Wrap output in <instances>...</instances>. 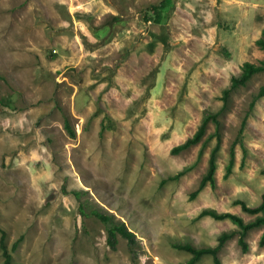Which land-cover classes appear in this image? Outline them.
<instances>
[{
  "label": "rangeland",
  "instance_id": "1",
  "mask_svg": "<svg viewBox=\"0 0 264 264\" xmlns=\"http://www.w3.org/2000/svg\"><path fill=\"white\" fill-rule=\"evenodd\" d=\"M262 27L264 0H0V233L12 259L184 264L189 253L173 242L214 245L235 228L198 217L201 208L251 218L231 199L253 204L264 190V94L249 105L264 69L225 103L221 94L243 61L264 58L255 43ZM219 108L215 184L190 196L213 122L196 143L170 148ZM90 207L122 220L135 240L118 235L111 248ZM263 229L246 231V251L233 233L219 264H264ZM194 264L215 263L202 254Z\"/></svg>",
  "mask_w": 264,
  "mask_h": 264
},
{
  "label": "trees",
  "instance_id": "2",
  "mask_svg": "<svg viewBox=\"0 0 264 264\" xmlns=\"http://www.w3.org/2000/svg\"><path fill=\"white\" fill-rule=\"evenodd\" d=\"M162 3V2H161ZM152 8H157L159 6L152 4ZM255 43L262 49H264V27L261 28L260 35L255 39ZM264 69V58L260 59L258 62L251 61H243L240 64V70L238 73L232 74L229 78L228 85L222 89L221 98L223 99V103L226 101L227 94L229 90L232 88L245 84L246 80L256 71ZM264 94V81L258 87L257 91L252 95V99L250 102V106L253 105L255 100ZM222 103V105H223ZM220 108L215 111H205L193 133L186 137L183 141L173 145L170 148L172 153H176L194 143L199 141L201 136L203 135L206 125L209 121L214 124V131L210 134V136L214 137V143L210 147L206 160V167L201 174L197 187L190 192V196H193L203 185L206 183L210 186H214V171L216 168V155L219 148L220 142V134H219V119L217 117ZM63 125L67 132L70 135H73V130L71 128L70 122L67 116H64ZM243 126V120L240 123L239 130H241ZM201 150L198 151V156ZM197 156V157H198ZM234 152L231 147L228 154V159L224 165L223 177H226L231 171L233 166ZM192 164H188L179 169L173 176L170 177H178L182 173H184L187 169L191 167ZM84 190L82 188L73 189L71 192L78 200V210L84 212L85 201L81 200L80 196ZM232 204H238L241 211L250 214L252 217L248 219H243L239 214L230 212L227 210L218 211L212 207H203L199 210L197 216L209 215L215 219H228L231 223L235 225V228L230 230H222L216 235V243L214 245H201L195 246L187 241L185 242H173L172 246L187 251L189 253V257L185 260L184 264H194L202 254H210L212 256V260L215 264H219V260L217 257V252L221 245L224 243L226 239H228L233 233L237 235V242L240 245V249L242 251L247 250V243L244 240V235L246 231L252 227L264 224V190L260 193L259 200L253 204H247L245 200L239 197H233L231 199ZM87 213L93 214L103 225L106 233V241L107 244L114 248L117 241V236L124 237L128 243H132L135 240L134 234L131 230L127 228L124 222L118 218H116L112 213L107 212L106 210H101L96 207H90ZM3 231L0 233V249L2 255V264H19L18 262L12 259L11 253L6 248V245L3 240ZM16 244V240L12 243V247ZM264 244V229L261 231L258 238V245Z\"/></svg>",
  "mask_w": 264,
  "mask_h": 264
}]
</instances>
